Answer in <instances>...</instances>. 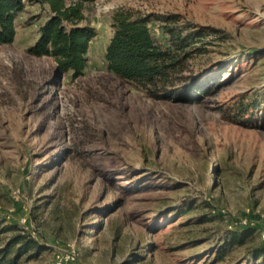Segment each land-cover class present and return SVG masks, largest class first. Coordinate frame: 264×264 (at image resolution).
I'll return each instance as SVG.
<instances>
[{
  "label": "rangeland",
  "instance_id": "obj_1",
  "mask_svg": "<svg viewBox=\"0 0 264 264\" xmlns=\"http://www.w3.org/2000/svg\"><path fill=\"white\" fill-rule=\"evenodd\" d=\"M119 9L220 31L186 65L199 94L154 99L109 71ZM84 12L97 35L78 78L27 53L49 5H28L0 46V220L47 247L21 264H262L249 250L264 241V0H97ZM244 227L255 241L226 249Z\"/></svg>",
  "mask_w": 264,
  "mask_h": 264
},
{
  "label": "trees",
  "instance_id": "obj_2",
  "mask_svg": "<svg viewBox=\"0 0 264 264\" xmlns=\"http://www.w3.org/2000/svg\"><path fill=\"white\" fill-rule=\"evenodd\" d=\"M95 1L0 0V46L13 43L16 19L28 5H49L51 15L41 27L39 39L27 49V53L50 57L59 72L72 73L78 78L84 74L90 42L97 35L92 26L83 25L87 20L85 7ZM154 21L161 24V37L153 33ZM113 28L106 61L109 71L119 79L134 84L154 99L178 98L183 94L181 100H191L201 92L199 79L186 74V65L194 55L203 51L198 43L220 31L182 22L176 14L142 15L128 9L114 13ZM260 106L258 99L252 108L257 110ZM257 231L251 227L227 231L225 248L254 242ZM46 250V245L29 231L0 220V264H21L37 259ZM249 254L250 263L259 261L264 264V241L252 246ZM218 255L224 256L225 251Z\"/></svg>",
  "mask_w": 264,
  "mask_h": 264
},
{
  "label": "crops",
  "instance_id": "obj_3",
  "mask_svg": "<svg viewBox=\"0 0 264 264\" xmlns=\"http://www.w3.org/2000/svg\"><path fill=\"white\" fill-rule=\"evenodd\" d=\"M22 14V13H21Z\"/></svg>",
  "mask_w": 264,
  "mask_h": 264
}]
</instances>
